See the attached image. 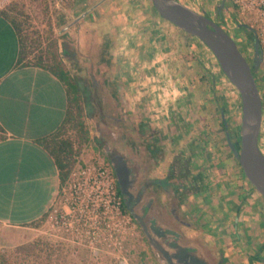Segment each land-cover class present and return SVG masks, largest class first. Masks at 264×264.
Listing matches in <instances>:
<instances>
[{
	"label": "crops",
	"instance_id": "crops-1",
	"mask_svg": "<svg viewBox=\"0 0 264 264\" xmlns=\"http://www.w3.org/2000/svg\"><path fill=\"white\" fill-rule=\"evenodd\" d=\"M84 19L85 16L80 22ZM71 30L70 25L63 28V32L70 35ZM80 30L78 27L77 32ZM182 41L185 54L177 59V64L172 61V52L157 51L143 59L147 73L154 72L160 78L164 73L163 82L174 85L182 94L175 101L182 110L185 127L181 130V125L173 118V128L167 125L155 137L164 158L157 171L162 175L165 167L170 168L175 163L191 175L197 174V186L202 191L190 196L188 201L197 211L194 220L200 227L201 223L205 225L204 242H216L220 256L229 262L253 264L254 256L264 253V248H257L258 252L249 248L264 245V198L255 192L241 169H235L236 160L226 138L227 127L221 126V121L225 122L227 117L219 106L218 88L212 79L204 78V71L197 62L200 59L194 47L198 40L188 36ZM261 48L264 60V47ZM19 50L17 32L0 10V225L7 228L10 248L27 242L34 225L43 219L56 198L60 187L59 172L39 140L57 130L67 110V93L60 80L42 67L20 63ZM150 82L147 77L143 84L155 101L157 86ZM139 90L135 81L129 87L128 101L132 94L133 98L143 100ZM121 99H117V94L116 98L105 91L101 94L104 108H112L119 102L123 107V102L128 103L123 96ZM144 123L148 124V119L140 122ZM199 125L206 127L197 128ZM226 167L231 168L232 175L241 177L243 183L233 186L224 183Z\"/></svg>",
	"mask_w": 264,
	"mask_h": 264
},
{
	"label": "rangeland",
	"instance_id": "rangeland-1",
	"mask_svg": "<svg viewBox=\"0 0 264 264\" xmlns=\"http://www.w3.org/2000/svg\"><path fill=\"white\" fill-rule=\"evenodd\" d=\"M179 1L199 14H204L218 22L216 12L220 0ZM235 1L227 0L222 11L224 20L221 23L233 37L241 53L251 63L252 41L255 35L259 42L261 39L254 25L240 13ZM12 3L17 4V10L22 13L21 19L26 21L23 34L26 31L25 34L28 36L39 38L44 46L47 37L51 36L52 28V38L57 39L61 50L63 42H66L64 45L72 53L71 57L74 60L63 55V62L71 75L78 79L87 91L86 98L89 103L85 105V113H87L85 122L90 138L82 145L73 168L80 167L86 162H94L98 158H105L108 161L103 150L94 145L95 136L100 134V130H105L103 128L106 123L109 127H117L116 132L125 142L133 141V144H129L134 145L135 149H138V143L141 145V142H136L135 138L144 137L146 141L148 134L157 137L165 126L169 125L173 128L175 124L173 118L177 119L181 130L184 129L183 113L176 105L177 100L160 110L152 93L147 91V87L143 84L147 77L151 80L150 85L155 84L157 89L167 82H163L164 73L162 78L155 76L154 72L147 73L148 67L144 65L143 59L157 51L172 52V61L177 64V59L183 58L185 54V42L182 38L189 35L159 18L150 9L149 0H13L3 10ZM84 16L86 19L80 22ZM59 22L65 25L58 28ZM66 25L72 27V35L63 32ZM242 25L250 26L255 35ZM78 27L81 29L80 33L77 32ZM260 45L264 47L261 42ZM197 47H194L196 56L200 59V62H197L204 71V78L209 81L212 79L218 88L216 96L220 108L223 107V113L228 119V128L237 132L241 123L238 92L221 74L215 58L205 45L198 41ZM181 63L185 67V63L182 61ZM169 69L171 67H167V70ZM255 80L262 101L259 148L264 152V60L255 75ZM135 81L143 100L133 98L132 94L131 100L128 101L131 95L128 92L129 87ZM104 91L115 98L117 94V99L123 96L128 103L123 102V107L119 102L112 108H104L101 100ZM179 94L181 93L178 92L177 98ZM186 98L189 100L188 97ZM144 119H148L149 123L140 124ZM203 121L207 122L204 119ZM203 121L200 120L201 124ZM206 124L208 126V122ZM200 125L196 127H206ZM196 131L198 133L199 129ZM165 168L161 173L162 176L166 171ZM239 168L236 162L235 169ZM225 170V174L228 170L229 173L227 178L224 174V183L228 182L230 186L237 182L243 183L241 177L232 175L234 172L231 168L226 167ZM44 219L45 216L34 225L35 228L27 242L12 248L7 243V228L0 225V264H159L152 250L140 242L141 238L138 241V236L133 241H128L126 248L121 252L108 248V252L103 253L53 237L48 231V226L43 223ZM1 256H4L5 260Z\"/></svg>",
	"mask_w": 264,
	"mask_h": 264
},
{
	"label": "flooded vegetation",
	"instance_id": "flooded-vegetation-1",
	"mask_svg": "<svg viewBox=\"0 0 264 264\" xmlns=\"http://www.w3.org/2000/svg\"><path fill=\"white\" fill-rule=\"evenodd\" d=\"M104 127L105 130H100V134L95 136L94 145L104 153L108 151L112 156L123 159L126 169L123 191L115 176L122 208L136 225L138 241L141 238L140 242L152 250L156 261L168 264L163 253L165 251L181 256L182 259L176 261L178 264H194V258L202 264H235L220 256L216 242H204L205 225L201 223L200 227L193 218L197 211L188 198L197 196L202 191L197 186V174L191 175L183 166L176 167L173 163V166L166 168L163 176L159 175L157 170L164 158L159 141L153 134H148L146 141L144 137L135 138L136 142H141V145L138 143V149H135L134 145H130L133 141L130 144L125 142L116 132L117 127H109L107 123ZM226 129L227 133L233 135L228 125ZM147 233L154 246L150 244ZM249 248L258 252L257 248H264V245H251ZM251 262L264 264V253H258Z\"/></svg>",
	"mask_w": 264,
	"mask_h": 264
},
{
	"label": "built area",
	"instance_id": "built-area-1",
	"mask_svg": "<svg viewBox=\"0 0 264 264\" xmlns=\"http://www.w3.org/2000/svg\"><path fill=\"white\" fill-rule=\"evenodd\" d=\"M12 1L0 0V10ZM235 3L254 25L264 45V0H236ZM176 98L174 85L165 83L155 91L160 110ZM43 223L53 237L103 253L108 248L121 252L128 241L138 236L135 223L122 208L112 166L105 158L71 170L60 184Z\"/></svg>",
	"mask_w": 264,
	"mask_h": 264
},
{
	"label": "water",
	"instance_id": "water-1",
	"mask_svg": "<svg viewBox=\"0 0 264 264\" xmlns=\"http://www.w3.org/2000/svg\"><path fill=\"white\" fill-rule=\"evenodd\" d=\"M226 2L227 0H220L216 12L218 22H215L208 16L187 8L179 0H150L159 18L205 45L215 58L224 77L237 90L241 105L239 137L232 140L235 139V135L226 133V138L229 149L244 177L255 192L264 198V155L259 148L262 101L255 80V73L263 60L262 48L254 30L250 26L242 25L255 35L252 41L253 58L249 63L233 37L222 26L221 22L224 20L222 11L225 9ZM225 127H227L226 123ZM105 153L123 191L126 177L125 163L120 156H112L108 151ZM147 235L150 244L154 246L151 237L148 233ZM156 249L160 250V248ZM163 253L168 264H178L176 261L182 259L177 253L165 251ZM193 263L200 264L201 262L194 258Z\"/></svg>",
	"mask_w": 264,
	"mask_h": 264
},
{
	"label": "trees",
	"instance_id": "trees-1",
	"mask_svg": "<svg viewBox=\"0 0 264 264\" xmlns=\"http://www.w3.org/2000/svg\"><path fill=\"white\" fill-rule=\"evenodd\" d=\"M149 6L156 14L150 0ZM1 14L13 25L19 37V62L39 66L48 70L60 80L66 90L67 110L63 122L53 134L39 140L40 144L54 159L59 172L60 184H62L68 178L75 165L82 145L87 143L90 138L85 122V116L87 114L85 113V105L89 103L86 98L87 91L79 80L71 75L64 64L62 59L63 55L72 60L74 59L71 57L72 53L67 50L64 44L60 51L57 39L52 38V28L51 36L49 35L47 37L45 45L42 46L39 38L28 36L25 34L26 31L23 34L26 21L21 19L22 13L17 10L16 3H12L5 10H2ZM58 25L63 24L59 22ZM219 71L221 72L220 69ZM221 74L223 75L222 72ZM225 123L228 125V119H225V122L223 120L221 121L223 129H225ZM231 134L235 135L234 140H236L239 137V130L237 132L232 131ZM20 248H27V246H20ZM1 258L5 260L4 256H1Z\"/></svg>",
	"mask_w": 264,
	"mask_h": 264
},
{
	"label": "bare ground",
	"instance_id": "bare-ground-1",
	"mask_svg": "<svg viewBox=\"0 0 264 264\" xmlns=\"http://www.w3.org/2000/svg\"><path fill=\"white\" fill-rule=\"evenodd\" d=\"M185 5V4H184ZM186 6V5H185ZM187 8H189V9H191L190 7H188V6H186ZM193 10V9H192ZM260 151H261V149H260ZM262 152V151H261ZM262 154L264 155V153L262 152Z\"/></svg>",
	"mask_w": 264,
	"mask_h": 264
}]
</instances>
